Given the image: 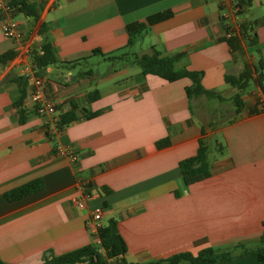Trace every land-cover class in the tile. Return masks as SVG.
<instances>
[{"label": "crops", "instance_id": "obj_1", "mask_svg": "<svg viewBox=\"0 0 264 264\" xmlns=\"http://www.w3.org/2000/svg\"><path fill=\"white\" fill-rule=\"evenodd\" d=\"M238 1L27 0L37 17L16 12L24 34L19 42L4 36L0 17V55L15 54L0 65V264H44L99 245L88 224L97 208L103 209L101 226L117 221L128 264L207 248L239 256L218 264H264L240 256L238 248L264 247L263 106L250 112L263 95L250 83L236 115L238 89L225 80L239 76L247 62L264 63V0L242 9ZM245 20L253 23L258 44L244 38L232 51L228 28L237 30ZM130 28L138 31L131 44ZM46 38L57 62L39 75L58 114L76 116L57 137L31 107V82L16 105L17 80L32 61L23 48L39 51ZM153 47L164 57L178 56V69L202 72L204 88L222 99H189L188 78L145 75L135 60ZM212 99L233 108L219 118ZM202 128L212 176L187 187L179 165L196 155ZM58 146L71 147L78 160L59 155ZM78 179L92 186L84 209ZM37 180L41 190L7 200V192Z\"/></svg>", "mask_w": 264, "mask_h": 264}, {"label": "trees", "instance_id": "obj_2", "mask_svg": "<svg viewBox=\"0 0 264 264\" xmlns=\"http://www.w3.org/2000/svg\"><path fill=\"white\" fill-rule=\"evenodd\" d=\"M251 2L252 0H239L237 6L241 9L246 8L251 6ZM12 4L14 5L15 12L21 9L22 12H25L31 17H37L33 6L29 5L27 0H13ZM252 24L251 21L245 20L239 24L238 30L228 28V32H232V37H226V41L232 51L241 49V41L244 38L249 40L252 46L258 44V36L254 33ZM139 28H141V26ZM43 32L44 31L42 30V34H44ZM129 32V44H131L133 35L138 33V31L132 32L130 28ZM94 54L102 53L100 50H96ZM111 54L113 53H110L107 56H110ZM14 56L15 54L13 52L1 54L0 65H6L14 58ZM178 60V56H162L155 47H153L149 54H144L138 57L135 62L141 67L145 75H155L169 82H175L183 78L190 79L192 84L189 87H186V94L189 99L198 96L222 99V97L217 96L213 92L204 88L202 84L204 74L202 72L178 69L176 67ZM32 61L38 69V75L39 69L56 64L57 59L54 53V47L47 38L44 40L39 51H32ZM225 80L228 84L238 89L233 97L236 115H239L244 109L242 96L250 83H253L258 87L263 95V103H258L255 107L250 109V112L252 114L258 113L260 105L263 106L262 108L264 110V63L262 60H260L258 64L252 62L245 63L244 70L239 76L227 75ZM17 82L22 84L21 95L16 102V105L20 107L25 98V85L28 83V80L20 76V79L17 80ZM90 98L91 100L96 99L97 93L91 95ZM20 114H22V111H20ZM21 121H23V117H21ZM74 121H76V116L73 112L60 115V127L62 129H65ZM205 135V129L202 128V138L199 140V148L196 155L180 162L179 167L182 174V180L187 187L202 182L212 176L211 165L208 158L209 148L205 141ZM158 145L160 147H165L168 145V141L159 143ZM42 187L43 182L41 180L33 181L7 192L6 198L8 201L20 200L32 193L38 192ZM89 188L92 190L91 184H89ZM98 235L100 239L99 245H89L60 256H54L44 264H128L122 258L125 252V243L120 235L117 221L114 219L109 220L106 226H101L99 228ZM262 242H264V238L262 239ZM238 248L243 250L240 256L251 255L256 257L260 262H264V247L248 249L243 246H238ZM237 257L239 256L234 255L231 249L207 248L200 251L198 255H193L189 252L179 253L166 260L152 264H180L182 262H187L189 264H218L220 262H232Z\"/></svg>", "mask_w": 264, "mask_h": 264}, {"label": "built area", "instance_id": "obj_3", "mask_svg": "<svg viewBox=\"0 0 264 264\" xmlns=\"http://www.w3.org/2000/svg\"><path fill=\"white\" fill-rule=\"evenodd\" d=\"M13 0H0V17L2 22V31L6 38L14 41H22L24 34L20 29L19 22L15 18V8L12 4ZM239 28V26H238ZM237 28V30H238ZM227 37H232V32L227 33ZM24 52L32 57L30 47H24ZM21 76L31 82L30 102L34 112L48 122L51 133L54 137L60 135L64 129L60 127V115L57 112L56 104L46 93V81L38 75V69L31 61L23 69ZM57 153L61 156L69 157L73 162L78 160V156L69 146H58ZM78 191L80 192V199L78 200V207L84 209L88 201L92 198V190L89 184L83 182L81 179L77 181ZM103 216V209L97 208L93 211L92 219L88 224L92 225L98 232L101 227L100 220Z\"/></svg>", "mask_w": 264, "mask_h": 264}, {"label": "rangeland", "instance_id": "obj_4", "mask_svg": "<svg viewBox=\"0 0 264 264\" xmlns=\"http://www.w3.org/2000/svg\"><path fill=\"white\" fill-rule=\"evenodd\" d=\"M147 48H148V46H147V44H144L143 46H142V48L141 49H143V50H146L147 51ZM148 52V51H147ZM254 55L256 54V52H252ZM203 99H206L205 97H203ZM210 101V102H209ZM208 101V103L212 106V107H217V108H219L218 109V117L219 118H221V115H225V111H230V110H232V109H228V108H233V105H229V104H226L225 105V103L224 104H222V105H220L219 104V101L217 100V99H212V100H209ZM218 106H220V107H218ZM221 108V109H220Z\"/></svg>", "mask_w": 264, "mask_h": 264}]
</instances>
